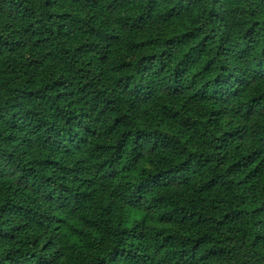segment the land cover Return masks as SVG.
Instances as JSON below:
<instances>
[{"label": "trees", "instance_id": "16d2710c", "mask_svg": "<svg viewBox=\"0 0 264 264\" xmlns=\"http://www.w3.org/2000/svg\"><path fill=\"white\" fill-rule=\"evenodd\" d=\"M0 264H264V0H0Z\"/></svg>", "mask_w": 264, "mask_h": 264}, {"label": "rangeland", "instance_id": "374dc122", "mask_svg": "<svg viewBox=\"0 0 264 264\" xmlns=\"http://www.w3.org/2000/svg\"><path fill=\"white\" fill-rule=\"evenodd\" d=\"M140 218H137V219H135V220H139Z\"/></svg>", "mask_w": 264, "mask_h": 264}]
</instances>
